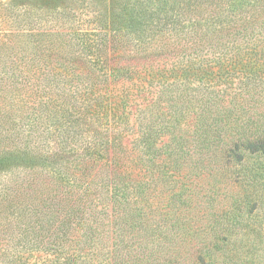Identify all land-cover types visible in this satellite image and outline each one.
Instances as JSON below:
<instances>
[{
    "label": "trees",
    "instance_id": "obj_1",
    "mask_svg": "<svg viewBox=\"0 0 264 264\" xmlns=\"http://www.w3.org/2000/svg\"><path fill=\"white\" fill-rule=\"evenodd\" d=\"M121 2L99 39L13 24L4 6L0 264H234L225 232L264 206V0ZM153 182L218 219L230 195L233 218L185 255L188 217L140 204Z\"/></svg>",
    "mask_w": 264,
    "mask_h": 264
},
{
    "label": "rangeland",
    "instance_id": "obj_2",
    "mask_svg": "<svg viewBox=\"0 0 264 264\" xmlns=\"http://www.w3.org/2000/svg\"><path fill=\"white\" fill-rule=\"evenodd\" d=\"M135 1L136 0H126L127 7H130L128 10H131L132 4ZM7 2L19 6V9L17 10V13H19L17 14L18 18L14 19L13 22L12 19L10 21L4 20V17L2 16L4 6L8 4ZM122 4L121 0H0V38L4 36L1 29L10 25L9 23L12 22L13 24H18L20 26H31L32 28L37 29H56L62 23H65L68 24L66 26L69 29L74 28L77 31L80 30L81 32L89 33L85 36L86 38L99 39V36L95 33L100 29L108 31L106 28L113 26L112 24L117 15V8L120 6L118 9L120 10ZM20 7H22V10ZM118 26L123 27L124 24ZM118 26L116 25V27ZM96 52L102 51L96 50ZM203 52V56H210L209 52H207L206 55V50ZM172 54L173 53H167L163 55L161 58L163 60L162 62H166V60L168 61ZM177 60L178 56L175 55L171 56L169 62ZM157 88L158 87L155 84L151 86V90L153 91H156ZM140 95V91L139 94L134 95L137 102L143 101V97L138 98ZM251 163L252 158L246 160L243 166L239 165L237 168H241L239 171L244 172V169L247 168L246 166ZM137 171H140V169L137 168ZM262 178L264 179V177ZM151 185V189L145 191V195L152 196L155 200L151 201L150 197L149 199L144 198V201L142 202L146 203H140L144 208L150 209V206H157L159 210L164 211V206L170 205L173 209L168 208L173 210L178 217L181 215V220H183L185 216L188 217V226L186 230L183 234H180L174 242H172L174 245L172 249L179 250L185 255H187L190 250L194 249L193 245L195 242L193 241L192 244V234L197 233L201 236H204V233H206V236L215 235L213 225L224 220L226 216H231V218H233L232 215L235 213L233 212L234 206L231 205L233 204V199H231L230 195L220 202V204L214 202L217 205L215 208H218L217 210L219 211L218 219L214 218L211 214L212 206H210V204L208 206L201 205L198 207L195 204H193V206L184 205L179 209H174L176 205L170 203L168 199L170 198V190L165 191L167 186L162 183L156 184L155 182ZM256 185L259 187V192L264 196V184L256 182ZM239 189L242 190L240 182L229 184L226 186V193L230 194ZM222 206H224V208H229L230 211L224 213V208ZM198 208H207L205 211L206 213L203 214L204 211L199 213ZM173 211L171 212L172 216ZM236 215H242V217L238 218L242 220V223L246 220L249 221V225L246 222L248 226H245V228L234 226L229 228L225 234L229 233L233 238L238 240L237 242H232V240L222 249L225 250L228 247H231V249H234L235 251H240L234 256L235 258H233L234 264H264V206L260 204L251 214L241 212ZM204 226H206V228H204ZM226 254L227 251L224 256L228 260ZM216 258H220V256L216 255ZM175 264H180V262H175ZM227 264L232 263L228 262Z\"/></svg>",
    "mask_w": 264,
    "mask_h": 264
}]
</instances>
